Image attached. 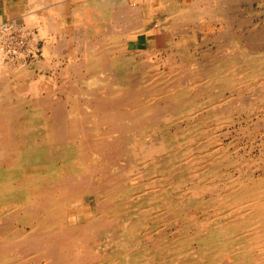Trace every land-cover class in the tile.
<instances>
[{
    "label": "rangeland",
    "instance_id": "rangeland-1",
    "mask_svg": "<svg viewBox=\"0 0 264 264\" xmlns=\"http://www.w3.org/2000/svg\"><path fill=\"white\" fill-rule=\"evenodd\" d=\"M118 1L111 0L109 2L110 4H105V7L103 6L105 1H101L100 3H98L101 6H99V8L90 7L89 5L84 4L86 3V1H78L76 3L77 6L73 5L64 7L62 10L63 14L61 15L54 14L43 16L45 17V19L41 16H32L30 17V21L32 22H28L26 24L24 21L20 20V22H16L15 28L13 30H8L9 32L3 31L4 34L0 38V45H3V47L0 48L4 49V52H2V49L0 50V59L4 58L2 62L0 60V67L9 69L16 68L13 70L18 71L20 69H25L26 66H35L34 79L37 80V78H42L43 85H46V87L42 89L41 94L43 96L60 99L61 103H63L66 99L65 95L60 91L61 83L64 81L65 76L68 75L69 77H75L76 79L78 78V75L82 74V77H84V74H90V72L86 71L75 73V71L73 70H70L69 73H67L65 70H68L67 66H72L71 63H74V61L80 62L86 60L85 50H87V45L92 41L100 45V55L96 58L100 60L99 66H101L102 68L100 69V67L97 66L98 69L96 70L95 74L98 77H109L108 81L110 82V85L108 84V87L104 90L101 88L94 89V96L90 94V97L98 98L103 96V99L108 100L106 103L101 105V112H99V110L96 111V113L99 114V117L96 119H98L101 127L105 128L109 125L110 131L106 133L95 131L90 134L87 139H83V136L80 134V132H77L76 136L72 135L71 140L75 139V141L71 144L70 148L65 151V153L62 151L56 156H51L48 154V157H43L44 162L42 163L46 164V167L48 168L41 171V175H39L40 186H42L44 194L46 196H51L52 194L53 198L63 199L65 198V195L68 194V191L71 188L66 177V175L69 174L70 170L65 164H75L80 161V157H84L88 164L93 165L96 171L95 177L98 178H96L97 180L92 179L93 183L89 185L88 189H84L85 187L81 189L77 187L74 191H81L85 193L87 201L89 202L86 206H84L85 204L82 203L76 204L74 208L71 207L66 211V214L64 216V224L66 226V229H64L63 231L46 229V231H40V236L45 240L53 239L56 242V247L53 249V251H127L129 247L135 245L136 247L140 248V251H159L158 254L162 255L159 256L158 264H200V262L201 264H214L219 260L221 264H245L246 262L241 259V254H237L234 256L232 253H230V255L220 254L218 255V258L216 257V259L214 260H209L205 258L204 255L199 256V250L203 251L204 249H207L205 251H219L218 248L220 250L224 248L222 251L228 252L248 250L261 251L262 246V248L264 249V0H239L238 2H234V4L231 3V5L222 7L221 9H219L220 7H217L215 10L211 11L208 14H205L198 18H194V20L189 24H186L184 22L180 26L178 25L180 31L173 36L171 42L170 39L163 42V40L161 39L160 28L157 25L155 27L154 33L152 34L149 33L150 29H148L150 28V25L154 23L153 19L160 18V16H157L160 14H157L158 11L162 12L165 10L162 9V7L156 8V5L161 3L163 4L162 0H151V5H148L147 0ZM186 3V0H175L176 7H174L173 5L171 6V8L172 10H176V12L181 11ZM180 5H182V8L180 7ZM138 6L142 7V12H144L142 13L144 14L143 16H135L137 12L136 8ZM147 7H150V9H147ZM149 10H152L153 12L156 11L157 13L151 16V13H148ZM218 11L221 12L220 15L217 14ZM92 15H102L99 21V28L109 29L110 31L103 29V31L100 30L98 32L100 33V35L95 33V31L91 29V23H89ZM79 17H81V20L79 19ZM114 17H116V19ZM36 18H38V20H36ZM103 18L106 22L103 21ZM129 18L131 19L130 21L128 20ZM77 20H80V24ZM42 21L46 24H43ZM128 21L129 24H127ZM4 23L9 24V22ZM40 23L42 27L40 26ZM34 24L36 26H34ZM142 24L147 28H144V30L137 32L138 35L136 34L135 39H129L126 37H123V39L122 37L119 38L120 34L122 33L121 31L124 28L129 29L132 26L138 27ZM23 27L25 28V30ZM174 27L177 28V25H174ZM192 32H194V34ZM148 33L150 35H148ZM70 36H76V38H70ZM115 36H117L118 38ZM193 38L195 39V41ZM79 44L85 45L81 47L79 46ZM43 45L46 49L43 48ZM107 45H111L110 54L104 53ZM119 45H121V48ZM43 49L44 52L46 51L45 54H42ZM47 50L52 53L50 57H46V55H48ZM122 55H124V57L121 58ZM253 57H257L258 59ZM117 58H121V60L117 61ZM12 60H14V63L12 62ZM47 60H49L50 64H46ZM115 61L117 62L115 63ZM230 62L232 63L230 64ZM227 63L229 64V66ZM3 64L5 66H3ZM233 64H235V67L233 66ZM260 64L263 67H260ZM11 66H13V68ZM238 72H240L241 74ZM43 73L44 76L42 77L41 75H43ZM212 73L214 74V76ZM113 74L125 77L124 83L128 84L129 89L127 90V92L130 91L131 95L126 93L119 100L117 98H112L111 96H109L112 92H116L119 90L117 87H114L116 84H111V81L114 80ZM228 75L229 78H227ZM230 75L231 77H233V79L230 77ZM210 77L213 80H211ZM215 77L219 78L220 81ZM207 81L209 83L208 85ZM13 82L14 86L18 83V81L15 82V80L7 79V84L10 83V85L12 86ZM234 82L235 85H238L235 86ZM0 83L1 85H3V80L0 79ZM28 83L29 82H27L26 84ZM248 85H250V87ZM186 91L188 92V94ZM124 92L126 91L123 89L122 93ZM26 96L30 99V97H32L33 95L26 93ZM73 96L74 99L75 94H73ZM81 98L82 97H80V99ZM191 99L194 100L192 101ZM113 103H115V105H112ZM211 104L214 106H212ZM93 105L91 106L88 113L94 112ZM202 106H204V110ZM47 107L48 106H46V108ZM63 107L66 109V112L71 110V104L67 106L63 105ZM84 107L85 106H82V110L84 109ZM194 108L196 111L194 110ZM178 110L180 112H178ZM84 111L85 110H83L82 113ZM166 113H169V115L167 116ZM44 114L46 116H51L50 109L44 111ZM164 114L166 118L163 117ZM210 116L212 117L213 121L210 119ZM175 117H177L176 120ZM227 117L229 119H227ZM94 124L95 122L93 121V119H88L85 120L83 126L85 125L88 129L90 128L89 125L92 126ZM118 125L121 127V131L119 133H115ZM113 127H116V130L114 132ZM161 131L163 132L161 133ZM41 135L43 134H34L31 137L33 138L39 136V139H41ZM214 135L217 138H215ZM206 136L209 137L207 138ZM148 138H150V140ZM191 138L193 141L191 140ZM99 140H101L102 143H107L109 145V150H107L106 152L97 153H95V150L88 151V144H96ZM141 140H143L144 142L146 140V142L144 143ZM81 141H83V143L80 145ZM74 144L77 147L85 144V150L80 151L74 146ZM211 145H214L213 147L215 149ZM151 146L152 148L158 147L160 151L156 152L157 154L154 153L153 155L147 154L149 155L147 156V159L149 160H147L145 149ZM209 150L210 152H213L210 153ZM220 151L222 152V154ZM80 152L83 154H81ZM203 152H205V154L202 156ZM84 153H86V155ZM162 153H165L164 156L162 155ZM172 153L176 158L172 156ZM214 153H216L217 155L220 154L221 156H217L216 154L214 155ZM205 157H207V159ZM143 158H145L146 160ZM196 158H198V160ZM213 158L216 160L213 161ZM160 159L162 161H160ZM209 159L211 162L209 161ZM151 160H153V162ZM228 160H232L233 162H229ZM163 161H165L167 164ZM148 162L152 164L150 165ZM51 163L53 164V166ZM209 163L212 165H210ZM184 164H186V167H183L185 166ZM161 166L162 168H159ZM171 166L172 169H170ZM217 166H219L220 168H217ZM163 167L166 169L164 170ZM49 168L52 170H50ZM201 170L205 171H202L203 174L201 173L200 175ZM208 170L211 171L212 174ZM144 171H147L148 173ZM205 172L207 174H205ZM216 172L219 174H217ZM154 173L155 175H157L155 176ZM132 174H134V177L132 176ZM146 175H149V178L146 177ZM188 176H190L191 178H188ZM58 177L62 178L57 180ZM154 177H157L156 179L159 180L161 186L159 184H155L152 186L145 185V187L143 186V180L148 181L150 179H155ZM180 177L181 180L177 179ZM202 177L203 179H201ZM217 177L218 179H220L218 180ZM64 179H66L67 182H62V180ZM102 179L104 180V182H99V180ZM222 180L224 182H222ZM37 186L38 184L35 186L33 181L29 183V190L26 191V204L19 197L12 196V199L9 203L10 205H6V210L9 211L12 208L14 210L13 217L9 218L8 215L0 213V227H4L5 224L8 225L9 228H12V232L10 233L12 234V236H9L10 234H5L0 228V234H5V236H0V242L4 240H10L15 244L16 239L20 240V244L22 238L27 239V233H32V228L37 225L36 221H32V219L34 220V217L35 219L38 218V221H48L45 220L46 218L41 206L32 205L35 203H42L41 190L38 191L39 188L35 190ZM135 186L136 189L133 190ZM138 186L139 188H137ZM174 186L177 187L175 188ZM196 186H200L198 187L199 189L196 188ZM227 186L229 187V189ZM255 187L256 189H254ZM220 189L222 190L220 191ZM230 191L232 192L230 193ZM258 193L260 194L258 195ZM128 194L129 196H126ZM153 194L154 197L151 198L150 196H153ZM220 194L223 195L222 198H220ZM187 195L190 197H185ZM193 196H195L196 198ZM225 199H228V201H225ZM245 201L247 202L246 204L244 203ZM90 202H94L93 207ZM142 203L144 206L142 205ZM24 204L26 205L25 209L28 212L24 211L21 208V205L24 206ZM137 204H140L141 207ZM229 204H231L232 207ZM236 206L238 207L236 208ZM164 207H167V210ZM187 207L188 210L186 209ZM223 207L227 208L224 210ZM33 208H35V211L33 210ZM140 208L142 209L140 210ZM174 208L176 209V211H173L175 210ZM154 210L156 212H154ZM238 210H240L242 213ZM30 213H34V215L30 216ZM78 214L81 215L80 221L78 219ZM211 214L213 215L210 216ZM229 214L231 215L229 216ZM215 215L217 216V218ZM141 216L142 218H140ZM209 216L210 218H213L215 216V218H207ZM176 217L177 219H174ZM233 217H235L236 219ZM216 219H219L221 221ZM231 219H234V222ZM162 221L164 223H162ZM72 223L74 226H72ZM87 223H89L90 227L92 228L82 229V227L86 226ZM214 224L219 225L215 226ZM158 226H160L161 228ZM208 226L209 229H206L208 228ZM230 226H232L233 230L230 229ZM260 226L262 228H260ZM210 229L211 233L209 231ZM219 231L221 233H219ZM151 233L154 234L152 235ZM243 233L244 235L246 233V235L244 236ZM234 234L237 236H235ZM207 235L209 236L206 238ZM220 235L223 237L221 238ZM229 235L231 237H229ZM72 238L73 245L67 246L66 244L69 242V239L72 242ZM172 238L174 239L172 240ZM203 238L205 240H203ZM219 239L222 241L220 242ZM208 240L211 241L209 242ZM259 240L261 241V244ZM237 241H239V243ZM129 242L131 243V246L129 245ZM204 243L206 245H203ZM249 243L251 245H249ZM228 245L230 248L228 247ZM62 246L64 247L62 248ZM238 246L240 248H238ZM166 247L168 248L166 249ZM197 248H199V250ZM37 250L39 249L32 246L29 249L17 248V251ZM169 250H175L174 255L176 256L173 255V259L171 257L172 260L170 259L169 261H166L165 257H167V254H165V251ZM46 251L48 250L46 249ZM177 252L179 253V255L181 253V255L178 256ZM237 260L239 262H237Z\"/></svg>",
    "mask_w": 264,
    "mask_h": 264
},
{
    "label": "bare ground",
    "instance_id": "bare-ground-1",
    "mask_svg": "<svg viewBox=\"0 0 264 264\" xmlns=\"http://www.w3.org/2000/svg\"><path fill=\"white\" fill-rule=\"evenodd\" d=\"M6 1V0H5ZM29 1V0H28ZM101 1H105L103 6L105 7V4H108L111 0H98L95 1L93 4L89 5L90 7H94V8H99V4ZM118 1V0H117ZM138 1V0H136ZM140 1V0H139ZM151 0H147L148 2V5H151ZM187 3L185 6H183L184 8H182L180 5V7L182 8L181 11H177L176 10H172L171 6L174 5L175 6V0H162L163 4H158L156 5L157 7L156 8H161L162 9H165L164 11L160 12L158 11V13L155 11L153 12L152 10L148 11V13L150 12L151 16L154 15V14H159L157 16H160V18L158 19H153V22L151 25H150V34L154 33L155 31V27L156 25L160 28V33H161V39L163 40V42L165 41H168L170 39V42L172 41L173 39V36L178 33L180 31V28L178 27V25L180 26L181 24H183L184 22L186 24H189L191 21L194 20V18H198V17H201L205 14H208L210 13L211 11L215 10L217 7L219 9H221L222 7H225V6H229L232 4H234V2H238L239 0H186ZM31 2V1H30ZM40 2V1H39ZM119 2V1H118ZM177 2V1H176ZM12 3V2H11ZM20 3V2H19ZM23 3V2H22ZM29 3V2H28ZM37 3V2H35ZM117 3V2H116ZM135 3V2H134ZM140 3V2H139ZM178 3V2H177ZM263 3V2H262ZM8 4V3H7ZM10 4V3H9ZM16 4V3H15ZM43 4V3H42ZM86 4V3H84ZM110 4V3H109ZM119 4V3H118ZM179 4V3H178ZM177 4V5H178ZM11 5V4H10ZM40 5V4H39ZM164 5V6H162ZM16 6V5H14ZM24 6V4H23ZM36 6V5H35ZM34 6V7H35ZM48 6V5H47ZM53 6V5H52ZM110 6V5H109ZM141 6V5H140ZM138 6L136 8L137 12H136V15H144L142 13V7ZM17 7V6H16ZM15 7V8H16ZM101 7V6H100ZM107 7V5H106ZM173 7V8H174ZM179 7V6H178ZM258 7V6H257ZM14 8V9H15ZM19 8V7H18ZM41 8V7H39ZM179 8V9H181ZM11 9V8H10ZM32 9V8H31ZM38 9V8H37ZM50 9V8H49ZM147 9H150V7H147ZM20 10V9H18ZM33 10V9H32ZM52 10V9H51ZM49 11V12H52V11ZM80 10V9H79ZM29 11H30V8H29ZM23 12H28V11H22ZM32 12V11H31ZM30 12V13H31ZM54 12V11H53ZM103 12V11H102ZM105 12V10H104ZM264 12V11H263ZM34 13V12H33ZM95 13V12H94ZM108 13V12H107ZM24 14V13H23ZM217 14H221V12H217ZM31 15V14H30ZM33 15V14H32ZM78 15V13H77ZM27 16V15H26ZM36 16V15H35ZM41 16V15H39ZM44 15H42L41 17H43ZM102 15H92L89 23H91L90 25L92 26L91 29L93 31H95V33H97L98 35H100V33H98L100 30L103 31V29L99 28V24H100V17ZM103 16H106V15H103ZM111 16V15H110ZM117 16V15H116ZM34 17V16H33ZM109 17V16H108ZM25 18V17H24ZM45 19V17H43ZM58 18V17H56ZM116 19V17H114ZM26 21L28 20V17L25 18ZM31 19V18H29ZM35 19V18H34ZM79 19L81 20V17H79ZM36 20H38V18H36ZM80 20L78 21V23L80 24ZM108 20V19H107ZM129 21L131 20L130 18L128 19ZM149 20V19H148ZM44 21V20H43ZM43 24H46L45 22H43ZM47 21V20H46ZM66 21V20H65ZM103 21L106 22L103 18ZM129 21L127 24H129ZM17 22V21H16ZM16 22H9L10 25L12 26H15L16 25ZM29 21H27L28 23ZM32 22V21H31ZM38 22V21H37ZM40 22V21H39ZM56 22V21H55ZM26 24V23H25ZM59 24V23H58ZM68 24V23H67ZM32 25V24H31ZM37 25V23H36ZM34 24V26H36ZM63 25V24H61ZM59 25V26H61ZM70 25V23H69ZM174 25H177V28L174 27ZM26 26V25H25ZM39 26V25H38ZM40 26L42 27L41 23H40ZM27 27V26H26ZM30 27V26H29ZM32 27V26H31ZM40 27V28H41ZM45 27V26H44ZM47 27V26H46ZM24 28V27H23ZM36 28V27H35ZM144 28H147L145 26H143V24L141 26H138V27H130L129 29L128 28H124L119 36L122 37H126V38H129V39H135L136 38V34L138 35L137 32H140L141 30H144ZM18 29V28H17ZM27 29V28H26ZM46 29V28H45ZM154 29V30H153ZM25 30V28H24ZM104 30H107V31H110L109 29H104ZM6 32V31H5ZM9 32V31H8ZM148 33V35H150ZM194 34V32H192ZM3 31L0 30V38L2 37L3 35ZM142 34V32H141ZM9 35V34H7ZM118 36V35H117ZM115 36V37H117ZM180 36V35H179ZM190 36V35H189ZM193 36V35H192ZM29 37V36H28ZM177 37V36H176ZM5 38V37H4ZM3 38V39H4ZM70 38H76V36H70ZM118 38V37H117ZM142 38V37H141ZM196 38V37H194ZM193 38V39H194ZM97 39V38H95ZM46 40V39H45ZM113 40H116V39H113ZM176 40V39H175ZM187 40V39H186ZM180 41V40H179ZM195 41V39H194ZM3 42V41H2ZM48 42V41H47ZM45 42V43H47ZM108 42V41H107ZM142 42V41H141ZM145 42V41H144ZM169 42V43H170ZM111 43V42H110ZM179 44V43H178ZM198 44V43H197ZM196 44V45H197ZM6 45V44H4ZM85 44H79V46L83 47ZM174 45V44H173ZM44 46V45H43ZM48 46V45H47ZM88 47L86 48L87 50H85L86 54V60L84 61H74V63H71L72 66L68 65L67 66V69L68 70H65L67 73H69L70 70H73L76 72H90V74H84L85 76L82 77V74L81 75H78V78L75 79V77H69L68 75L65 76L64 78V81L61 83V87H60V91L65 95L66 99L63 103H61V100L60 99H56V98H51V97H47V96H43L41 93H42V89L46 87V85H43V79L42 78H37L34 79V74H35V66L31 67V66H24L25 69H20L18 71L16 70H13V69H16V68H13V66H11L13 69H9V68H3V67H0V79L3 80V85H1L0 83V205H1V211L0 213L1 214H4V215H8L9 218L10 217H13V213H14V210L11 208L9 211H7L6 209V205H10V201L12 199V196H17L19 197L25 204V200H27V195H26V191L29 190V183L31 181H33L34 185L37 186V188L35 190H37L38 188V191L41 190V196H42V203H35V204H32V205H37V206H41V208L43 209L44 211V215H45V220H48V221H38L39 219L34 217V220L32 219V221H36L37 225L34 226L32 228V233H27L28 235L26 236L27 239H24L22 238V241L20 242L19 244V241L20 240H16L15 239V244L13 242H11L10 240H4V241H1L0 242V264H158V259H159V256L162 255V254H158V252H154V251H140V248L136 247L135 245L134 246H131V243L129 244L131 247L128 248L127 251H107V252H102V251H63V250H60V251H53V249L56 247V242L53 240V239H44L40 236V231L43 232L44 230L46 231L47 230H59V231H63L64 229H66V226L64 224V216L66 214V211L71 208V207H75L76 204H79V203H82V204H85L84 206H86L88 204L89 201H87V197H86V194L81 192V191H74L75 188H84V189H88L89 188V185L93 183V180L92 179H95L97 180L96 178L98 177H95L96 176V171H95V168L93 167V165H90L88 164V162L86 161V159L84 157H80V161L75 163V164H65L67 165V167L69 168L70 172L69 174L66 175L67 177V180H68V183L70 184L71 188L69 189L68 191V194L65 195V198H53L52 194L51 196L49 195H45L44 192H43V188L42 186H40V176L41 175V171L45 170L47 165L46 164H43L42 162H44V158L45 156L48 157V154L51 155V156H56L58 155L59 153H61L62 151L65 153V151H67L71 144L74 143L75 139H72L71 140V136L74 135L76 136L77 132H80V134L83 136V139H87L88 136L90 134H92L93 132L95 131H99L101 133H106V132H109L110 131V127L109 125L107 127H101L100 126V123L98 121V118L99 117V114L96 113V111L99 110V112L102 111V104L106 103L108 100L106 99H103V96L102 97H98V98H92L90 97V94L92 96H94L93 94V91L94 89H105L108 87V84L110 85V82L108 81V78L109 77H98L95 72L96 70L98 69L97 66L100 65V60L96 57H99L100 55V49H99V44L97 43H94L93 41L91 43H89L87 45ZM110 46L111 45H107V48L104 50V53L105 54H110ZM120 48H121V45H119ZM125 46V45H124ZM0 47H3V45H0ZM118 47V46H117ZM180 47V46H179ZM45 48V46L43 47ZM115 48V47H114ZM3 50L2 52H4V49L3 48H0V50ZM46 49V48H45ZM50 49V48H49ZM184 49H185V46H184ZM7 51V50H6ZM48 51V55H46V57H50V55L52 53ZM182 51V50H181ZM185 51V50H184ZM216 51V50H214ZM260 51V50H259ZM10 52V51H9ZM138 52V51H137ZM136 52V53H137ZM195 52V51H194ZM46 51L44 52V49H43V52L42 54H45ZM127 53V52H126ZM125 53V54H126ZM139 53V52H138ZM263 53V52H262ZM257 54V52H256ZM156 55V54H155ZM185 55V53H184ZM1 56V55H0ZM3 56V55H2ZM22 56V55H21ZM135 56V55H134ZM191 56V55H190ZM196 56V55H195ZM199 56V55H198ZM246 56V55H245ZM244 56V57H245ZM252 56V55H251ZM45 57V55H44ZM70 57V56H69ZM124 57V55L121 56V58ZM147 57V56H145ZM121 58H117L116 60L117 61H120ZM133 58V57H132ZM151 58V57H150ZM183 58V57H182ZM253 58H257V57H253ZM4 59V58H3ZM3 59H0L1 62ZM144 59V58H143ZM152 59V58H151ZM258 59V58H257ZM260 59V58H259ZM264 59V57H263ZM125 60V59H123ZM137 60V59H136ZM14 60H12L13 62ZM115 61V63L117 62ZM234 61V60H233ZM232 61V62H233ZM246 61V60H245ZM135 62V61H134ZM161 62V61H160ZM230 62V64L232 63ZM244 62V61H242ZM264 62V61H263ZM10 63V61H9ZM14 63V62H13ZM16 63V62H15ZM19 63V62H18ZM83 63V64H81ZM190 63V62H189ZM248 63V62H246ZM262 63V62H261ZM46 64H50L49 60L46 61ZM138 64V63H137ZM156 64V63H154ZM193 64V63H192ZM218 64V62H217ZM228 64V63H227ZM237 64V63H236ZM11 65V64H10ZM13 65V64H12ZM15 65V64H14ZM30 65V64H29ZM235 64H233L234 66ZM261 65V64H260ZM3 66H5L3 64ZM118 66V65H117ZM167 66V65H166ZM165 66V67H166ZM191 66V65H190ZM229 66V64H228ZM240 66V64H239ZM259 66V65H257ZM100 69L102 68L101 66H99ZM128 67V66H127ZM150 67V65H149ZM192 67V66H191ZM235 67V66H234ZM260 67H263L262 65ZM70 68V69H69ZM105 68H108V67H105ZM256 68V66H255ZM254 68V69H255ZM40 69V67H39ZM42 69V68H41ZM128 69V68H127ZM133 69V68H131ZM229 69V68H228ZM233 69V68H232ZM259 69V67H258ZM261 69V68H260ZM43 70V69H42ZM106 70V69H105ZM116 70V69H115ZM218 70V69H217ZM245 70V69H244ZM242 70V71H244ZM247 70V69H246ZM41 71V70H39ZM38 71V72H39ZM257 71V70H256ZM259 71V70H258ZM126 72V71H125ZM152 72V71H151ZM161 72V71H160ZM223 72V71H222ZM226 72V71H225ZM235 72V71H234ZM263 72V70H262ZM149 73V72H148ZM153 73V72H152ZM219 73V72H218ZM217 73V74H218ZM224 73V72H223ZM227 73V72H226ZM232 73V72H231ZM240 73V72H238ZM264 73V72H263ZM262 73V74H263ZM78 74V73H77ZM144 74V73H143ZM193 74V73H192ZM213 74V73H212ZM236 74V73H234ZM241 74V73H240ZM52 75V74H51ZM114 75V80L111 81V84H116L114 87L118 88L119 90L116 91V92H112L109 96H111L112 98H117L118 100L123 97L126 93L130 94V91L127 92V90L129 89V86L127 83H124V80H125V77L124 76H117L115 74ZM157 75V74H156ZM222 75V74H220ZM42 77L44 76V73L43 75H41ZM49 76V75H48ZM155 76V75H154ZM214 76V74H213ZM212 76V77H213ZM240 76V75H239ZM250 76V75H249ZM254 76V75H253ZM37 77V76H36ZM82 77V78H81ZM167 77V76H166ZM218 77V76H217ZM215 77V78H217ZM231 77V75H230ZM251 77V76H250ZM256 77V76H255ZM153 78V76H152ZM208 78V77H207ZM206 78V80H207ZM220 78V76H219ZM217 78V79H219ZM229 78V75L228 77ZM233 79V77H231ZM236 78V77H235ZM240 78V77H239ZM238 78V79H239ZM7 79H12V80H15L18 81V83L14 86V82H13V85L11 86L10 83L7 84ZM197 79V78H196ZM205 79V78H204ZM211 79V77H210ZM252 79V78H250ZM255 79V78H254ZM260 79V78H259ZM263 79V78H262ZM200 80V79H199ZM203 80V79H202ZM213 80V79H211ZM215 80V79H214ZM226 80V79H225ZM245 80V79H244ZM248 80V79H247ZM209 81V79H208ZM207 81V85L209 84ZM217 81V80H216ZM220 81V79H219ZM218 81V82H219ZM222 81V80H221ZM235 81V80H234ZM239 81V80H238ZM237 81V82H238ZM251 81V80H250ZM257 81V80H255ZM262 81V80H261ZM27 82H29L28 84H26ZM148 82V81H147ZM202 82V81H201ZM205 82V81H204ZM241 82V81H240ZM233 83V82H232ZM239 83V82H238ZM244 83V82H242ZM241 83V84H242ZM249 83V81H248ZM143 84V83H142ZM194 84V83H193ZM190 85V84H189ZM234 85H235V82H234ZM233 85V86H234ZM238 84H236L235 86H237ZM243 85V84H242ZM185 86V85H184ZM210 86V85H209ZM226 86V85H225ZM230 86V85H229ZM250 87V85H248ZM254 86V85H253ZM178 87V86H177ZM187 87V85H186ZM231 87V86H230ZM229 88V87H228ZM246 88V87H245ZM248 88V87H247ZM255 88V87H254ZM125 90L126 92L122 93V90ZM189 89V88H188ZM243 89V88H242ZM173 90V89H171ZM207 90V89H206ZM226 90V89H225ZM224 90V91H225ZM238 90V88H237ZM260 90V89H259ZM205 91V90H204ZM223 91V90H222ZM25 92V93H24ZM187 92V91H186ZM185 92V94H186ZM190 92V91H189ZM246 92V91H245ZM264 92V91H263ZM262 92V93H263ZM26 93L28 94H32L33 96L30 97H27L26 96ZM166 93V92H164ZM243 93V92H242ZM73 94H75V98L73 99ZM182 94V93H181ZM184 94V95H185ZM188 94V92H187ZM231 94V93H230ZM254 94V93H253ZM260 94V93H259ZM258 94V95H259ZM158 95V94H157ZM183 95V94H182ZM212 95V94H210ZM161 96V95H160ZM234 96V95H233ZM241 96V94H240ZM257 96V95H256ZM79 97V98H78ZM80 97H82L80 99ZM150 97V96H148ZM231 97V96H230ZM259 97V96H258ZM154 98V97H153ZM207 98V97H206ZM232 98V97H231ZM116 99V101H117ZM226 99V98H225ZM224 99V100H225ZM262 99V98H261ZM152 100V99H150ZM149 100V101H150ZM192 100V99H191ZM194 100V99H193ZM192 100V101H193ZM223 100V101H224ZM230 100V99H228ZM227 100V101H228ZM254 100V99H253ZM92 101V102H91ZM261 101V100H260ZM264 101V100H263ZM91 102V103H90ZM143 102V101H142ZM219 102V101H218ZM217 102V103H218ZM252 102V101H251ZM194 103V102H193ZM202 103V102H201ZM200 103V104H201ZM205 103V102H204ZM227 103V102H226ZM241 103V102H240ZM71 104V110L67 111L66 112V109L63 107V105L67 106ZM94 104V105H93ZM96 104H97V108H96ZM119 104V103H118ZM220 104V103H219ZM249 104V102H248ZM253 104V103H252ZM94 106V112L92 113H88V111L90 110L91 106ZM112 105H115V103H113ZM188 105V104H186ZM193 105V104H192ZM212 105V104H211ZM46 106H48L46 108ZM82 106H85L83 110H85L83 113H82ZM214 106V105H212ZM216 106V105H215ZM233 106V105H232ZM195 107V105H194ZM204 106H202L203 108ZM210 107V106H209ZM255 107V106H254ZM192 108V107H191ZM211 108V107H210ZM243 108V107H242ZM252 108V107H251ZM260 108V107H259ZM48 109H50L51 111V116H46L44 114V111H47ZM236 109V108H235ZM187 110V109H185ZM195 110V108H194ZM202 110V109H201ZM204 110V108H203ZM209 110V109H208ZM238 110V109H237ZM183 111V110H181ZM196 111V110H195ZM194 111V112H195ZM198 111V110H197ZM246 111V110H245ZM178 112H180L178 110ZM177 112V113H178ZM193 112V113H194ZM209 112V111H208ZM207 112V113H208ZM170 113V112H169ZM169 113L167 114V116L169 115ZM191 113V114H193ZM201 113V112H200ZM222 113V112H221ZM180 114V113H179ZM183 114V113H182ZM188 114V113H186ZM190 114V113H189ZM196 114V113H195ZM211 114V112H210ZM214 114V113H213ZM225 114V113H224ZM178 115V114H177ZM215 115V114H214ZM217 115V114H216ZM183 116V115H182ZM185 116V115H184ZM190 116V115H189ZM194 116V115H193ZM207 116V115H206ZM165 114H164V116ZM195 117V116H194ZM202 117V116H201ZM211 117V116H210ZM224 117V116H223ZM169 118V117H168ZM177 117H175V120H176ZM182 118V117H180ZM179 118V119H180ZM186 118V117H185ZM88 119H93V121L95 122L94 125H89L90 128L87 129V127L84 125L83 126V123H85V120H88ZM106 119V118H105ZM189 119V117H188ZM207 119V118H206ZM212 120V117L210 118ZM221 119V118H220ZM225 119V118H224ZM227 119H229L227 117ZM226 119V120H227ZM174 120V119H173ZM182 120V119H181ZM196 120V119H195ZM217 120V119H216ZM223 120V119H222ZM172 121V120H171ZM192 121V120H191ZM201 121V120H200ZM213 121V120H212ZM225 121V120H224ZM246 121V120H245ZM170 123V122H169ZM201 123V122H200ZM218 123V122H217ZM114 124V123H113ZM172 124V123H171ZM177 124V123H176ZM226 124V123H225ZM189 125V124H188ZM222 125V124H221ZM145 126V125H144ZM164 126V124H163ZM183 126V125H182ZM210 126V125H208ZM158 127V126H157ZM181 127V126H180ZM184 127V126H183ZM216 127V126H215ZM148 128V127H147ZM160 128V127H159ZM155 129V128H154ZM197 129V128H196ZM195 129V130H196ZM116 130V127H113V132ZM193 130V129H192ZM194 130V131H195ZM203 130V129H202ZM121 131V127L118 125L117 127V130L115 133H119ZM143 131V130H142ZM154 131V130H153ZM187 131V130H186ZM204 131V130H203ZM163 131H161L162 133ZM172 132V131H171ZM191 132V131H190ZM197 132V131H196ZM43 134L41 135V139H39V136L38 137H31L33 136L34 134ZM148 133V132H147ZM155 133V132H154ZM183 133V132H182ZM202 133V132H201ZM220 133V132H219ZM150 134V133H149ZM148 134V135H149ZM160 134V133H159ZM175 134V133H174ZM184 134V133H183ZM186 134V133H185ZM204 134V133H203ZM102 135V134H100ZM143 135V134H142ZM155 135V134H154ZM167 135V134H166ZM212 135V134H211ZM216 135V134H215ZM214 135V137H215ZM36 136V135H35ZM146 136V135H145ZM173 136V135H172ZM182 136V135H181ZM185 136V135H184ZM202 136V135H201ZM143 137V136H142ZM147 137V136H146ZM151 137V135H150ZM179 137V136H178ZM183 137V136H182ZM195 137V136H194ZM204 137V136H203ZM207 137V136H206ZM209 137V136H208ZM207 137V138H208ZM134 138V137H133ZM136 138V137H135ZM140 138V136H139ZM166 138V137H165ZM168 138V137H167ZM171 138V137H170ZM213 138V137H212ZM217 138V137H215ZM150 140V138H148ZM164 139V138H163ZM175 139V138H174ZM190 139V138H189ZM197 139V138H196ZM201 139V138H200ZM89 140V139H88ZM144 140V139H143ZM141 140V141H143ZM179 140V138H178ZM188 140V139H186ZM192 140V138H191ZM195 140V139H194ZM198 140V139H197ZM196 140V141H197ZM215 140V139H214ZM217 140V139H216ZM79 141V140H78ZM77 141V142H78ZM161 141V140H160ZM166 141V140H165ZM183 141V140H182ZM193 141V140H192ZM200 141V140H199ZM209 141V140H208ZM213 141V139H212ZM144 142V141H143ZM146 142V140H145ZM144 142V143H145ZM148 142V141H147ZM153 142V141H151ZM210 142V141H209ZM83 143V141L80 142V145ZM162 143V142H161ZM169 143V142H168ZM184 143V142H183ZM191 143V142H190ZM202 143V142H201ZM214 143V142H213ZM76 144V143H75ZM74 144V146H75ZM102 144H106V145H102ZM141 144V143H140ZM139 144V145H140ZM165 144V142H164ZM189 144V143H188ZM148 145V143H147ZM152 145V144H151ZM155 145V144H154ZM153 145V146H154ZM201 145V144H200ZM205 145V144H204ZM210 145V144H209ZM208 145V146H209ZM108 144L103 142L101 140H99L96 144H93V143H89L88 144V151L90 150H95V153L97 152H106L107 150H109L108 148ZM159 146V145H158ZM175 146V145H174ZM203 146V145H202ZM212 147L214 145H211ZM76 148H78L80 151H83L85 150V144L82 145V146H75ZM144 147V146H143ZM165 147V146H164ZM176 147H177V144H176ZM182 147V145H181ZM187 147V146H186ZM190 147V146H189ZM204 147V146H203ZM238 147V146H237ZM136 148V147H135ZM158 148V147H157ZM156 147H148L145 149V155H146V159H147V154H150V155H153L154 153L156 152H159V148L157 149ZM198 148V147H196ZM208 148V147H206ZM214 148V147H213ZM164 149V148H163ZM172 149V148H170ZM181 149V148H180ZM188 149V148H187ZM210 149V148H208ZM215 149V148H214ZM221 149V148H220ZM73 150V149H72ZM199 150V149H198ZM213 150V149H212ZM218 150V149H217ZM78 151V150H77ZM171 151V150H170ZM207 151V150H206ZM133 152V151H132ZM136 152V151H135ZM134 152V153H135ZM165 152V151H164ZM166 152H169V151H166ZM186 152V151H185ZM197 152V151H196ZM195 152V153H196ZM210 152V150H209ZM213 152V151H211ZM210 152V153H211ZM217 152V151H216ZM221 152V151H220ZM68 153V152H67ZM81 153V152H80ZM198 153V152H197ZM69 154V153H68ZM67 154V155H68ZM72 154V153H71ZM74 154V153H73ZM83 154V153H81ZM86 155V153H84ZM157 154V153H156ZM155 154V155H156ZM165 154V153H164ZM164 154L162 153V155L164 156ZM168 154V153H167ZM173 154V153H172ZM180 154V153H179ZM194 154V152H193ZM205 154V152H203L202 156ZM208 154V153H207ZM216 153H214L215 155ZM222 154V152H221ZM97 155V154H96ZM212 155V154H211ZM217 155V154H216ZM220 155V154H218ZM217 155V156H218ZM71 156V155H70ZM135 156V155H134ZM162 156V157H163ZM171 156V155H170ZM174 156V154L172 155ZM178 156V155H177ZM194 156V155H193ZM198 156V155H197ZM201 156V157H202ZM221 156V155H220ZM223 156V155H222ZM72 157V156H71ZM75 157V156H73ZM87 157V156H86ZM167 157V155H166ZM175 157V156H174ZM179 157V156H178ZM196 157V156H195ZM213 157V156H212ZM135 158V157H134ZM168 158V157H167ZM176 158V157H175ZM207 159V157H205ZM209 158V157H208ZM211 158V157H210ZM215 158V156H214ZM213 158V159H214ZM219 158V157H218ZM223 158V157H221ZM226 158V157H225ZM145 159V158H143ZM145 159V160H146ZM165 159V158H164ZM179 159V158H178ZM177 159V160H178ZM183 159V157H182ZM198 160V158H196ZM212 159V158H211ZM142 160V159H141ZM144 160V161H145ZM149 160V159H147ZM169 160V158H168ZM171 160V158H170ZM180 160V159H179ZM178 160V161H179ZM187 160V159H185ZM216 159H214L213 161H215ZM153 162V160H151ZM160 161H162L160 159ZM174 161V160H173ZM210 161V159H209ZM221 161V160H220ZM229 161V160H228ZM232 161V160H231ZM229 161V162H231ZM165 162V161H163ZM169 162V161H168ZM181 162V161H180ZM211 162V161H210ZM226 162V161H225ZM233 162V161H232ZM149 163V162H148ZM166 163V162H165ZM172 163V162H171ZM189 163V162H188ZM196 163V162H195ZM195 163H192V164H195ZM199 163V162H198ZM208 163V162H207ZM215 163V162H213ZM52 164V163H51ZM141 164V163H140ZM150 164V163H149ZM152 164V163H151ZM150 164V165H151ZM167 164V163H166ZM204 164V163H203ZM210 164V163H209ZM219 164V163H218ZM222 164V163H221ZM234 164V163H233ZM55 165V164H54ZM147 165V163H146ZM185 166L183 167H186V164H184ZM212 165V164H210ZM215 165V164H214ZM217 165V164H216ZM238 165V164H237ZM53 166V164H52ZM176 166V165H175ZM202 166V165H201ZM207 166V165H206ZM220 166V165H219ZM217 166V168L219 167ZM224 166V165H223ZM31 167V169H30ZM50 167V166H49ZM56 167V166H54ZM58 167V166H57ZM145 167V166H144ZM170 167V165H169ZM193 167V166H191ZM199 167V166H198ZM197 167V168H198ZM216 167V166H215ZM222 167V165H221ZM143 168V167H141ZM150 168V167H149ZM159 168H162L159 167ZM164 168V167H163ZM168 168V167H167ZM208 168V167H207ZM220 168V167H219ZM50 169V168H49ZM54 169V168H53ZM145 169V168H144ZM166 168H164L165 170ZM169 169V168H168ZM172 169V166L171 168ZM192 169V168H191ZM211 169V168H210ZM216 169V168H215ZM247 169V168H246ZM249 169V168H248ZM52 170V169H50ZM158 170V168H157ZM189 170V169H188ZM195 170V169H194ZM198 170V169H197ZM222 170V169H221ZM55 171V170H53ZM57 171V170H56ZM167 171V170H166ZM200 171V170H199ZM203 170H201L200 172V175L202 173ZM205 171V170H204ZM203 171V172H204ZM209 171V170H208ZM224 171V170H223ZM49 172V170H48ZM144 172H147V171H144ZM188 172V171H187ZM193 172V171H192ZM195 172V171H194ZM197 172V171H196ZM211 173V171H209ZM148 173V172H147ZM156 173V172H155ZM154 173V175H155ZM163 173V172H162ZM167 173V172H166ZM170 173V172H169ZM173 173V172H172ZM178 173V172H177ZM175 173V174H177ZM217 173V172H216ZM56 174V173H55ZM146 174V173H145ZM181 174V173H180ZM199 174V173H198ZM197 174V175H198ZM203 174V173H202ZM205 174H207L205 172ZM212 174V173H211ZM219 174V173H217ZM134 174H132L133 176ZM136 175V174H135ZM143 175V173H142ZM153 175V176H154ZM157 175V174H156ZM155 175V176H156ZM161 175V174H160ZM189 175H192V174H189ZM149 176V175H148ZM146 175V177H148ZM164 176V175H163ZM173 176V175H172ZM213 176V175H212ZM217 176V175H216ZM222 176V174H221ZM134 177V176H133ZM160 177V176H159ZM158 177V178H159ZM190 176H188L189 178ZM62 177H58L57 180L61 179ZM122 178V177H121ZM130 178V177H129ZM132 178V177H131ZM149 178V177H148ZM151 178V176H150ZM155 178V177H154ZM157 178V177H156ZM150 179L148 181L146 180H143L144 182V187L145 185L146 186H152V185H160L159 183V180L158 179ZM186 178V176H185ZM191 178V177H190ZM207 178V177H205ZM211 178V177H210ZM216 178V177H215ZM228 178V177H227ZM231 178V177H230ZM125 179V178H124ZM147 179V178H146ZM177 179H180L181 180V177L180 178H177ZM200 179V178H199ZM203 179V177L201 178ZM200 179V180H201ZM218 179V177H217ZM220 179V178H219ZM218 179V180H219ZM66 179L62 180V182H67ZM133 180V179H132ZM142 180V179H141ZM164 180V179H163ZM172 180V179H170ZM194 180V179H193ZM196 180V179H195ZM207 180V179H206ZM253 180V179H252ZM165 181V180H164ZM185 181V180H184ZM216 181V180H214ZM212 181V182H214ZM225 181V179H224ZM222 180V182H224ZM229 181V180H227ZM226 181V182H227ZM233 181V180H232ZM247 181V180H246ZM99 182H104V180H99ZM125 182V181H124ZM186 182V181H185ZM193 182V181H192ZM205 182V181H204ZM210 182V181H209ZM231 182V181H230ZM253 182V181H251ZM164 183V182H163ZM162 183V184H163ZM180 183V182H178ZM183 183V182H182ZM198 183V181H197ZM172 184V183H171ZM200 184V183H199ZM207 184V183H206ZM218 184V183H217ZM221 184V182H220ZM226 184V183H225ZM136 185V184H135ZM173 185V184H172ZM177 185V183H176ZM183 185V184H182ZM188 185V184H187ZM190 185V184H189ZM235 185V184H233ZM232 185V186H233ZM239 185V184H238ZM251 185V184H250ZM142 186V185H141ZM161 186V185H160ZM169 186V185H168ZM184 186V185H183ZM219 186V185H218ZM222 186V185H221ZM127 187V185H126ZM130 187V186H129ZM164 187V186H162ZM173 187V186H171ZM175 187V186H174ZM177 187V186H176ZM175 187V188H176ZM200 187V186H198ZM196 186V188H198ZM202 187V186H201ZM228 187V186H227ZM235 187V186H234ZM259 187V185H258ZM42 188V189H41ZM139 188V186L137 187ZM154 188V187H153ZM182 188V187H181ZM186 188V187H185ZM184 188V189H185ZM191 188V187H190ZM195 188V187H194ZM264 188V187H263ZM130 189V188H129ZM136 189V186L135 188H133V190ZM143 189V187H142ZM151 189V188H150ZM162 189V188H161ZM160 189V190H161ZM180 189V188H179ZM178 189V190H179ZM183 189V190H184ZM188 189V187H187ZM199 189V188H198ZM206 189V188H204ZM215 189V188H214ZM224 189V188H223ZM226 189V188H225ZM229 189V187H228ZM232 189V188H231ZM236 189V188H235ZM256 189V187L254 188ZM262 189V188H261ZM163 190V189H162ZM177 190V189H176ZM222 189H220L221 191ZM234 190V189H233ZM132 191V190H131ZM138 191V190H137ZM146 191V190H145ZM181 191V190H180ZM201 191V190H200ZM224 191V190H223ZM228 191V190H227ZM258 191V190H257ZM128 192V191H127ZM126 192V193H127ZM136 192V191H134ZM158 192V190H157ZM155 192V193H157ZM203 192V191H202ZM201 192V194H202ZM232 191H230L231 193ZM30 193V192H29ZM58 193V192H57ZM100 193V192H99ZM132 193V192H131ZM130 193V194H131ZM153 193V192H152ZM154 193V194H155ZM160 193V191H159ZM162 193V192H161ZM172 193V192H170ZM189 193V192H188ZM191 193V192H190ZM194 193V192H193ZM196 193V192H195ZM204 193V192H203ZM211 193V192H210ZM218 193V192H216ZM220 193V192H219ZM224 193V192H223ZM263 193V192H262ZM142 194V192H141ZM144 194V193H143ZM154 194L153 196H150L151 198L154 197ZM176 194V193H175ZM174 194V195H175ZM181 194V193H179ZM178 194V195H179ZM200 194V193H199ZM227 194V193H226ZM260 193H258L259 195ZM113 195V194H112ZM111 195V196H112ZM138 195V193H137ZM140 195V194H139ZM156 195V194H155ZM186 195V194H184ZM189 195V194H188ZM185 196V197H190V196ZM212 195V194H211ZM218 195V194H217ZM221 195V194H220ZM264 195V194H263ZM46 196V197H45ZM57 196V195H56ZM100 196V195H99ZM106 196V195H105ZM126 196H129L126 195ZM142 196V195H141ZM162 196V195H161ZM177 196V195H176ZM192 196V195H191ZM202 196V195H201ZM204 196V194H203ZM202 196V197H203ZM223 195H221L220 198H222ZM103 197V196H102ZM102 197H99V198H102ZM158 197V196H157ZM169 197V196H168ZM195 197V196H193ZM210 197V195H209ZM219 197V196H218ZM260 197V196H259ZM127 198V197H126ZM134 198V197H133ZM164 198V197H163ZM162 198V199H163ZM196 198V197H195ZM206 198V197H205ZM217 198V197H215ZM219 198V199H220ZM227 198V196H226ZM256 198V197H255ZM261 198V197H260ZM148 199V198H147ZM156 199V198H155ZM183 199V198H182ZM190 199V198H188ZM199 199V198H198ZM218 199V200H219ZM229 199V198H228ZM228 199H225V201ZM123 200V199H122ZM125 200V198H124ZM140 200V199H139ZM165 200V199H164ZM217 200V202H218ZM94 201V200H93ZM114 201V200H113ZM169 201V200H168ZM179 201V200H178ZM221 201V200H220ZM224 201V200H223ZM222 201V202H223ZM250 201V200H249ZM140 202V201H139ZM142 202V201H141ZM160 202V201H159ZM170 202V201H169ZM168 202V203H169ZM220 202V203H222ZM253 202V200H252ZM91 203V202H90ZM94 203V202H93ZM93 203L92 204V207H93ZM147 203V201H146ZM151 203V202H150ZM180 203V202H179ZM183 203V202H182ZM188 203V202H187ZM195 203V202H194ZM226 203V202H225ZM224 203V204H225ZM245 204L247 203L246 201L244 202ZM24 204L21 205V208L28 212L25 207L26 205ZM134 204V202H133ZM132 204V205H133ZM141 204V203H140ZM140 204H137V205H140ZM153 204V203H152ZM185 204V203H184ZM190 204V203H189ZM193 204V203H192ZM206 204V203H205ZM203 204V205H205ZM219 204V203H218ZM223 204V205H224ZM143 205V203H142ZM179 205V204H178ZM217 205V204H215ZM228 205V203H227ZM231 205V204H229ZM241 205V204H240ZM136 206V205H135ZM144 206V205H143ZM153 206V205H152ZM177 206V205H176ZM189 206V205H188ZM209 206V205H208ZM214 206V205H213ZM226 206V205H225ZM239 206V205H238ZM236 206V208L238 207ZM95 207V206H94ZM141 207V205H140ZM149 207V206H148ZM154 207V206H153ZM212 207V205H211ZM215 207V206H214ZM213 207V209H214ZM232 207V205H231ZM234 207H235V204H234ZM264 207V206H263ZM78 208V207H77ZM144 208V207H143ZM157 208V207H156ZM165 208V207H164ZM167 208V207H166ZM165 208V209H166ZM209 208V207H208ZM219 208V207H218ZM224 208V207H223ZM227 208V207H226ZM224 208V210L226 209ZM142 208H140L141 210ZM175 209V208H174ZM188 210V207L186 208ZM217 209V208H215ZM233 209V208H232ZM239 209V208H238ZM6 210V211H5ZM13 210V211H11ZM33 210L35 211V208H33ZM88 210V209H87ZM134 210V209H133ZM136 210V209H135ZM139 210V212H140ZM167 210V209H166ZM207 210V208H206ZM204 210V211H206ZM209 210V209H208ZM212 210V209H211ZM223 210V211H224ZM250 210V209H249ZM161 211V210H159ZM173 211H176L173 210ZM231 211V210H229ZM240 211V210H238ZM252 211V210H251ZM70 212V211H69ZM74 212V211H73ZM91 212V211H90ZM93 212V211H92ZM127 212V211H126ZM151 212V211H149ZM154 212H156L154 210ZM169 212V211H168ZM167 212V213H168ZM218 212V211H217ZM221 212V211H220ZM241 212V211H240ZM229 213V212H228ZM242 213V212H241ZM240 213V214H241ZM72 214V213H71ZM94 214V213H93ZM124 214V213H123ZM137 214V213H135ZM153 214V212H152ZM163 214V213H162ZM180 214V213H179ZM200 214V213H199ZM227 214V213H226ZM233 214V213H232ZM31 215H34V213H30V216ZM126 215V214H125ZM178 215V214H177ZM209 215V214H208ZM213 214H211L210 216H212ZM231 214H229L230 216ZM245 215V214H244ZM94 216V215H93ZM128 216V215H127ZM181 216V215H180ZM207 217V218H210ZM216 216V215H215ZM215 216L213 218H215ZM221 216V215H220ZM223 216V215H222ZM226 216V215H225ZM228 216V215H227ZM232 216H236V215H232ZM239 216V215H237ZM243 216V215H242ZM122 217V216H121ZM175 217V216H174ZM191 217V216H190ZM219 217V215H218ZM69 218V217H68ZM127 218V217H126ZM142 218V216L140 217ZM179 218V217H178ZM213 218H210V219H213ZM217 218V216H216ZM221 218V217H220ZM225 218V217H224ZM230 218V217H229ZM235 218V217H233ZM239 218V217H237ZM78 219L79 221L81 220V215L78 214ZM174 219H177L174 218ZM196 219V218H195ZM200 219V218H199ZM228 219V218H227ZM236 219V218H235ZM20 220V219H19ZM27 220V219H26ZM88 220V219H87ZM91 220V219H89ZM197 220V219H196ZM208 220V219H207ZM216 220H219V219H216ZM232 220V219H231ZM150 221V220H149ZM169 221V220H168ZM213 221V220H212ZM221 221V220H219ZM226 221V220H225ZM234 222V219L232 220ZM136 222V221H135ZM151 222V221H150ZM228 222H231V221H228ZM239 222V220H238ZM30 223V222H29ZM75 223V222H74ZM162 223H164L162 221ZM168 223V222H166ZM180 223V222H179ZM197 223V222H196ZM217 223V222H215ZM224 223V222H223ZM11 224V223H10ZM78 224V223H77ZM93 224V223H92ZM124 224V223H123ZM160 224V223H159ZM186 224V223H185ZM213 224V222H212ZM211 224V225H212ZM222 224V223H220ZM229 224H233V223H229ZM98 225V224H96ZM164 225V224H163ZM177 225V224H176ZM205 225V224H204ZM210 225V224H209ZM215 225V224H214ZM217 225V224H216ZM215 225V226H216ZM219 225V224H218ZM217 225V226H218ZM236 225V224H235ZM72 226L73 223H72ZM169 226V225H168ZM229 226V225H228ZM238 226V225H237ZM94 227V226H93ZM160 227V226H158ZM195 227V226H194ZM213 227V226H212ZM232 229V226H230ZM259 227V226H258ZM257 227V228H258ZM1 230L5 233V234H10L12 232V228H9L8 225H5L4 224V227H0ZM87 228H92L90 227V224L87 223L86 226H83L82 229H87ZM161 228V227H160ZM159 228V229H160ZM205 228V227H203ZM217 228V227H216ZM238 228V227H237ZM260 228H262L260 226ZM15 229V228H14ZM169 229H172V228H169ZM176 229V228H175ZM173 229V230H175ZM206 229H209V226L208 228ZM212 229V228H211ZM211 229L209 230L210 233H211ZM215 229V228H214ZM213 229V230H214ZM92 230V229H91ZM180 230V229H179ZM233 230V229H232ZM254 230V229H253ZM7 231V232H6ZM24 231V230H23ZM157 231V230H156ZM169 231V230H168ZM167 231V232H168ZM205 231V230H204ZM144 232V231H142ZM172 232V230H171ZM196 232V231H195ZM203 232V231H202ZM242 232V231H241ZM259 232V231H258ZM261 232V231H260ZM2 233L0 234V236H5V234ZM156 233V232H154ZM153 233V234H154ZM218 233V232H217ZM219 233H221L219 231ZM249 233H250V230H249ZM106 234V233H105ZM104 234V235H105ZM142 234V233H141ZM152 234V233H151ZM152 234V235H153ZM159 234V232H158ZM196 234H199V233H196ZM227 234V232H226ZM236 234V233H235ZM234 234V235H235ZM213 235V234H212ZM224 235V234H223ZM244 235V233H243ZM246 235V233H245ZM244 235V236H245ZM9 236H12V234H10ZM14 236V235H13ZM22 236V235H21ZM128 236V235H127ZM150 236V235H149ZM148 236V237H149ZM169 236V235H168ZM188 236V235H186ZM209 235L206 236V238L208 237ZM237 236V235H235ZM243 236V237H244ZM125 237V236H123ZM161 237V236H160ZM177 237V236H175ZM220 237L222 238L223 236L220 235ZM229 237H231L229 235ZM15 238V237H14ZM140 238V237H139ZM214 238V237H213ZM212 238V239H213ZM220 238V239H221ZM225 238V237H224ZM233 238V237H232ZM76 239V238H75ZM135 239V238H133ZM141 239V238H140ZM139 239V240H140ZM174 238H172L173 240ZM211 239V240H212ZM215 239V238H214ZM213 239V240H214ZM217 239V238H216ZM219 239V240H220ZM238 239V238H237ZM243 239V238H241ZM240 239V240H241ZM260 239V238H259ZM118 240V239H117ZM171 240V239H170ZM203 240H205L203 238ZM210 240V241H211ZM228 240V239H227ZM226 240V241H227ZM230 240V239H229ZM232 240V239H231ZM251 240V239H250ZM258 240V239H257ZM209 241V240H208ZM209 241V242H210ZM218 241V240H217ZM222 240H220L221 242ZM260 241V240H259ZM135 242V241H134ZM133 242V243H134ZM140 242V241H139ZM142 242V241H141ZM164 242V241H163ZM171 242V241H170ZM202 242V241H201ZM204 242V241H203ZM239 243V241H237ZM236 242V243H237ZM250 242V241H249ZM146 243V242H145ZM168 243V242H167ZM199 243V242H197ZM244 243V242H243ZM255 243V242H254ZM253 243V244H254ZM136 244V243H135ZM141 244V243H140ZM139 244V246H140ZM166 244V243H165ZM195 244V243H194ZM241 244V243H240ZM260 244H261V241H260ZM67 246H70V245H73V238H72V242L70 241L69 239V242L66 244ZM82 245V244H80ZM128 245V244H127ZM142 245V244H141ZM147 245V244H146ZM203 245H206L205 243ZM202 245V246H203ZM224 245H227V244H224ZM222 245V246H224ZM230 245V244H229ZM228 245V247H229ZM234 245V244H233ZM247 245V244H246ZM245 245V246H246ZM249 245H251L249 243ZM34 247V248H37L39 250L37 251H17V248L20 249V248H27L29 249L30 247ZM162 246V245H161ZM236 246V245H235ZM240 246V245H239ZM238 246V248H240ZM243 246V245H242ZM241 246V247H242ZM258 246H259V243H258ZM64 246H62L63 248ZM100 247V246H98ZM218 247V246H217ZM215 247V248H217ZM232 247V246H231ZM263 247V246H262ZM261 247V251H222L223 249H219V251H205L207 249H204L203 251H200L199 248H197L199 250V256L200 255H204L205 258L209 259V260H214L216 259V257L218 258V255L220 254H229L232 253L233 256L234 255H237V254H241V259L244 260L246 263L245 264H264V250L263 248ZM125 248V247H124ZM168 247H166L167 249ZM203 248H206V247H203ZM202 248V249H203ZM214 248V249H215ZM230 248V247H229ZM236 248V247H235ZM244 248V247H243ZM242 248V249H243ZM251 248V247H250ZM249 248V249H250ZM46 249L48 251H46ZM81 249V248H80ZM151 249V248H150ZM241 249V250H242ZM253 249V248H252ZM255 249V248H254ZM258 249V248H256ZM11 250V251H10ZM100 250V249H99ZM123 250V249H122ZM155 250V249H154ZM189 250V249H188ZM187 250V251H188ZM196 250V251H198ZM210 250V249H208ZM239 250V249H238ZM174 251H165L167 254V257L166 258V261H169L171 259V257L174 255ZM183 251V249H182ZM181 251V252H182ZM193 251V250H192ZM178 253V252H177ZM184 253V252H183ZM182 253V254H183ZM195 253V252H194ZM186 254V253H185ZM178 256L179 253L177 254ZM176 256V255H174ZM227 257V256H225ZM229 257V256H228ZM238 257V256H237ZM240 257V256H239ZM164 258V257H163ZM173 259V257H172ZM171 259V260H172ZM195 259V258H194ZM240 259V258H239ZM230 260V259H229ZM241 260V261H242ZM163 261V260H162ZM220 261V260H219ZM219 261H216L214 264H221V262ZM236 261V260H235ZM243 261V263H244ZM237 262H239L237 260ZM174 263V262H173ZM193 263V262H191ZM201 264V262H200ZM209 264V263H208ZM237 264V263H236ZM242 264V263H241Z\"/></svg>",
    "mask_w": 264,
    "mask_h": 264
},
{
    "label": "crops",
    "instance_id": "crops-1",
    "mask_svg": "<svg viewBox=\"0 0 264 264\" xmlns=\"http://www.w3.org/2000/svg\"><path fill=\"white\" fill-rule=\"evenodd\" d=\"M78 1H86L87 5H91L95 1H98V0H29V1L28 0H6V1L5 0H0V25L3 24L4 22H10V21L11 22H16V21L20 22V20L24 21L25 23H27V21L25 19L27 17H28V21L30 23L31 21H30L29 18L32 17V16H35V15L36 16H39V15L47 16V15H54V14L55 15L56 14H60L61 15V14H63L62 10H63L64 7L73 6V5L77 6L76 3ZM35 2H37V3H35ZM23 4H24V6H23ZM14 5H16L17 7L14 6ZM39 7H41V8H39ZM29 8H30V11H29ZM18 9H20V10H18ZM24 10L28 11V12H23L24 13L23 14L22 11H24ZM47 10H49V11L51 10L52 12H49Z\"/></svg>",
    "mask_w": 264,
    "mask_h": 264
},
{
    "label": "built area",
    "instance_id": "built-area-1",
    "mask_svg": "<svg viewBox=\"0 0 264 264\" xmlns=\"http://www.w3.org/2000/svg\"><path fill=\"white\" fill-rule=\"evenodd\" d=\"M14 28H15V26H12V25H10L8 23H3V24L0 25V30L1 31H6L7 32L8 30H13Z\"/></svg>",
    "mask_w": 264,
    "mask_h": 264
}]
</instances>
